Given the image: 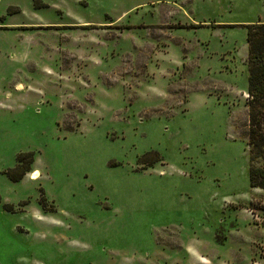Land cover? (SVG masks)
Listing matches in <instances>:
<instances>
[{
  "label": "rangeland",
  "instance_id": "rangeland-1",
  "mask_svg": "<svg viewBox=\"0 0 264 264\" xmlns=\"http://www.w3.org/2000/svg\"><path fill=\"white\" fill-rule=\"evenodd\" d=\"M259 22L264 0H0V264H264Z\"/></svg>",
  "mask_w": 264,
  "mask_h": 264
},
{
  "label": "trees",
  "instance_id": "trees-1",
  "mask_svg": "<svg viewBox=\"0 0 264 264\" xmlns=\"http://www.w3.org/2000/svg\"><path fill=\"white\" fill-rule=\"evenodd\" d=\"M250 97V183L252 188L264 190V22L248 25ZM23 157L20 158L22 161Z\"/></svg>",
  "mask_w": 264,
  "mask_h": 264
},
{
  "label": "bare ground",
  "instance_id": "bare-ground-1",
  "mask_svg": "<svg viewBox=\"0 0 264 264\" xmlns=\"http://www.w3.org/2000/svg\"><path fill=\"white\" fill-rule=\"evenodd\" d=\"M36 176H37L36 174H35V175H33V178H36Z\"/></svg>",
  "mask_w": 264,
  "mask_h": 264
}]
</instances>
